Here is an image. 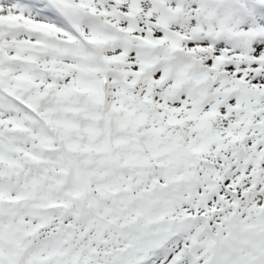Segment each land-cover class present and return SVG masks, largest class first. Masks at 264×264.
<instances>
[{"label":"snow or ice","instance_id":"snow-or-ice-1","mask_svg":"<svg viewBox=\"0 0 264 264\" xmlns=\"http://www.w3.org/2000/svg\"><path fill=\"white\" fill-rule=\"evenodd\" d=\"M0 264H264V0H0Z\"/></svg>","mask_w":264,"mask_h":264}]
</instances>
